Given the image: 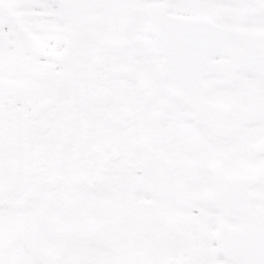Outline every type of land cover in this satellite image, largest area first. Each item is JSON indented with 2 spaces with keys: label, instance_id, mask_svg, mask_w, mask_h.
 I'll list each match as a JSON object with an SVG mask.
<instances>
[{
  "label": "snow or ice",
  "instance_id": "6c2138e0",
  "mask_svg": "<svg viewBox=\"0 0 264 264\" xmlns=\"http://www.w3.org/2000/svg\"><path fill=\"white\" fill-rule=\"evenodd\" d=\"M0 264H264V0H0Z\"/></svg>",
  "mask_w": 264,
  "mask_h": 264
}]
</instances>
